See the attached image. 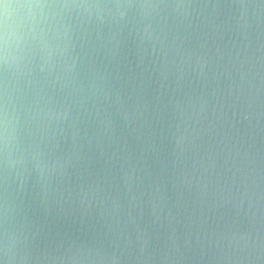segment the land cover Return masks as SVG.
Listing matches in <instances>:
<instances>
[{"label":"clouds","instance_id":"1","mask_svg":"<svg viewBox=\"0 0 264 264\" xmlns=\"http://www.w3.org/2000/svg\"><path fill=\"white\" fill-rule=\"evenodd\" d=\"M0 264H264V0H0Z\"/></svg>","mask_w":264,"mask_h":264},{"label":"water","instance_id":"2","mask_svg":"<svg viewBox=\"0 0 264 264\" xmlns=\"http://www.w3.org/2000/svg\"><path fill=\"white\" fill-rule=\"evenodd\" d=\"M260 35L259 28L254 26L253 31V45L258 46ZM261 136L259 130H257V139ZM149 156H151V163H155L156 157L151 153V149L147 150ZM15 222L18 225H28L33 229L39 230V237L37 243H48L53 239L62 238L65 235L80 234L81 232H87L91 226V223H84L76 216H69L61 212L58 208L47 203L42 196L34 197L29 194L24 198L22 207L17 211L15 215ZM153 232L152 242H157L156 233H160V243H163L164 232L166 228H157L153 226L151 229Z\"/></svg>","mask_w":264,"mask_h":264}]
</instances>
